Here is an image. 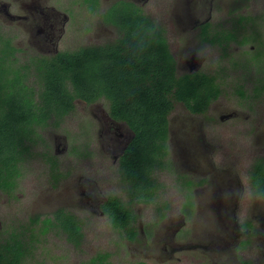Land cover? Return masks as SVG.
Here are the masks:
<instances>
[{"label":"flooded vegetation","instance_id":"flooded-vegetation-1","mask_svg":"<svg viewBox=\"0 0 264 264\" xmlns=\"http://www.w3.org/2000/svg\"><path fill=\"white\" fill-rule=\"evenodd\" d=\"M218 1L177 0L176 3L173 2L174 7L171 4H166L167 16L165 18H158L153 11L147 9V5L152 0H104V6L101 5V0H97L96 3L86 0L80 2L78 0H0V79L3 82L9 80L11 83L17 79L24 86L33 87L37 91L38 82L34 73H36L35 68L38 63L61 52H72L78 49V47L71 50L58 49L68 22L71 20L73 22L75 19L73 8L81 3L88 14H97L102 31L105 32L107 39L103 43L83 46L89 47L116 41L119 36L118 28L110 20V9L116 5L122 11L125 6L119 3L133 6V10H138V15L143 14L156 30H161L168 55L173 60V74L177 78L183 75H197L202 81L206 78L207 83L203 82L206 89L202 92L210 94L208 89L213 87L216 93L214 98L209 101L205 111L201 113L191 112L182 102H174L173 108L165 116V137L159 145L152 146L153 149H150L154 151L153 161L150 162L153 170L151 174L153 182L156 185L161 182L156 176L157 173H165V178L169 179L172 161L177 158L181 166L186 169V175H190L186 183L188 190H193L195 194L203 196L201 198L204 200L202 209L197 211L191 202L192 199L189 198L184 202L186 207L184 211L193 218L199 214V218L206 222V225L189 226L188 228L184 221L172 222L158 232L157 241L163 246V251L168 259H173L175 254L184 250H198L202 252L204 259L209 264H264V198L253 191L250 183L252 168L256 164L264 168V113L256 120L252 128H248L255 133L252 141L254 145L251 148L248 180L256 203L252 207L250 215L246 216L248 221L242 224L238 223L236 211L237 201L244 193L245 187L239 180L237 172H234V168L237 166L236 157L227 161L223 160L221 156L222 126H228L229 123L242 116V113L228 107L223 98L230 79L228 72L234 71L237 66L241 68L246 66L252 69L255 74L253 65L256 63H253L250 58L253 52L248 55L249 53L245 51L238 53V49L244 46L247 41L256 40L259 42L256 49L255 46H250V48L263 53L261 62L264 64V44L260 43L263 41L261 34L256 37L259 30L253 28L257 22L249 18L247 14L238 15V4L246 5L251 0H239L238 3L237 0L234 1L231 9L235 16L225 18L227 23L212 15V10L217 8ZM105 2L108 3L105 4ZM170 8L172 11L169 14ZM175 8H177L176 11ZM112 11L114 12L113 9ZM248 24L250 25L249 34L244 35L241 30L248 28ZM232 47L234 51H232ZM244 56L247 57L244 58ZM259 79V88L253 90L255 95H259V92L264 94V76ZM3 85L4 83H0V86ZM235 94L241 98L245 96L243 84L236 87ZM176 105L183 108L181 113L173 112ZM74 106L73 111L78 110L88 114L84 115L87 128H94L99 134V147L104 153L101 152L102 159L108 158L119 170L120 158L133 140L134 133L126 122L110 116L107 103L104 100L93 103L75 100ZM73 111L69 114H72ZM69 114L63 119L67 118ZM53 122L54 120L46 127L37 128L42 140H38L36 144L32 145L29 156L21 164L20 171L28 160L45 156L44 150H38V148L45 143L43 137L45 130L60 124V122L57 124ZM250 147L251 145L247 147V151ZM64 148H59L55 143L54 155L49 161V168L55 181H58L60 177L59 173L56 176L59 163L55 158L64 151ZM194 176L197 178L193 179ZM20 178L21 176L16 179L15 187H9L7 190L0 189V192L7 195L12 194ZM120 180L125 187L127 203L130 205L142 204L130 198L121 174ZM157 194L156 189L153 200ZM109 197L117 199L121 205L132 212L134 218L131 226L136 233L135 240L127 239L124 230L114 226L107 205ZM96 199L94 196H85L86 206L91 210L92 216L108 219L111 226L123 234L127 244L143 243V239L149 231L143 228L139 213L128 207L117 196H103L99 201ZM166 207L165 205V209L159 210L161 217L168 212ZM57 212L73 216L82 236L78 241L69 240L65 227L61 223L57 225H41L39 223L37 227L40 236H45L46 232L51 231L62 235L65 246L71 250L72 254H76L72 264L113 263L114 254L109 248H97L83 253L82 248L85 243L83 226L78 215L72 211L57 207L49 216L39 219L43 221L45 218H53V214ZM155 226V224L151 225V229H154ZM2 235L4 234L0 230V237ZM17 237L18 235L10 234L6 239H0V264H27L28 255L33 256L37 246L41 244V242H33L32 246V242L25 243ZM254 245L260 252V258L252 256ZM220 249L228 251L232 258L229 261L219 262L217 253ZM68 252L66 249L53 250L60 261L66 258ZM49 253L47 250L46 256L49 257ZM84 254L87 255L84 256ZM53 258L50 257L47 261L51 262ZM93 260H95L94 263H92ZM47 261L39 258L38 263H47ZM135 261L132 264H148L146 260ZM202 264H206V262H202Z\"/></svg>","mask_w":264,"mask_h":264},{"label":"rangeland","instance_id":"rangeland-1","mask_svg":"<svg viewBox=\"0 0 264 264\" xmlns=\"http://www.w3.org/2000/svg\"><path fill=\"white\" fill-rule=\"evenodd\" d=\"M176 1L152 0L147 5V9L153 11L158 18H165L167 16L166 4H171L174 7ZM234 1L236 0H219L217 8L212 10L213 17L227 23L225 18L235 16L231 9ZM107 3L105 2V4ZM101 5L104 6V0H101ZM237 9L238 15L247 14L249 18L257 22L253 28L259 30L258 34L256 32V37L261 34L263 41L260 43L264 44V0H251L246 5L240 3ZM169 10L170 14L172 9ZM73 11L75 19L73 22L72 20L68 22L65 34L58 44L59 50L77 49V47L94 43L101 44L107 39L97 14H88L81 3L73 8ZM249 29L250 25L248 24V28L241 31L247 35ZM257 43L259 42L256 40H250L238 49V53L245 51L250 55L253 52L250 58L253 63H256L253 65L256 75L249 67H235L234 71L228 72L230 79L223 95L228 107L242 113L240 118L229 123L228 126H222L221 134L222 159L228 161L232 157H236L237 166H235L234 172H237L239 180L245 187L244 193L237 201L236 216L239 224L248 221L246 216L250 215L252 207L256 203L248 180L251 148L254 145L252 141L255 133L248 128H252L256 120L264 113V94L259 92V95H255V91H253L259 88V78L264 76V64L261 62L263 53L255 50ZM250 46H255V51L251 50ZM232 51H234L233 47ZM246 57L244 56V58ZM239 60L241 59L239 58ZM241 84H243L245 93L242 98L235 94L236 87ZM182 111L183 108L177 105L173 110L178 113ZM84 115L88 114L78 110L73 111L58 126L47 128L43 135L45 143L38 148V150H44L45 156L35 157L23 164L21 178L12 194L7 195L0 192V230L4 234L0 239H6L10 234H13L14 236L18 235L17 239L25 243L32 242V246L33 242H41L37 246L35 254L28 255L27 264H72L76 254H72L71 250L65 246L62 235L51 231L46 232L45 236H40L37 227L39 223L32 222L36 217L42 219L49 216L54 209L59 207L78 215L83 226L85 242L82 248L83 253L97 248H109L114 254L112 258L114 264H132L135 260H146L148 264H202V262L209 264L204 259L202 252L198 250H184L175 254L173 259H168L163 251V246L157 241L158 232L172 222L184 221L186 228L206 225V222L199 218L197 212L198 215L193 218L184 211L186 209L184 202L189 198L192 199L191 202L197 211L202 209L204 200L201 198L203 196L195 194L193 190H188L186 183L190 175H186L187 171L181 166L180 161L177 158L172 161L169 179L165 178V173L156 174L161 182L157 184L158 194L152 202L146 205H130L127 203L125 187L120 180L119 170L108 158L102 159L104 153L99 147V134L96 129L87 128ZM55 143L59 148L65 147L64 151L55 158L59 163V169L56 172V176L60 174L58 181L52 178L49 168V161L54 155ZM249 145L251 147L247 151ZM196 178L194 176L193 179ZM96 190L97 192H95ZM85 196H94L97 198L96 201L101 200L103 196L119 197L128 207L140 214L139 218L143 223V228L150 234L146 233L141 244H127L123 234L114 229L108 219L92 216L91 210L86 206ZM165 205L168 212L161 217L159 210L165 209ZM153 224L156 226L151 229ZM57 249L68 250L66 258L60 261L58 255L53 253V250ZM47 250L50 252L49 257L46 256ZM86 255L84 254V256ZM217 255L219 262L229 261L232 258L231 254L224 249H220ZM252 256H260L255 245L252 249ZM50 257H54L51 262L47 261ZM39 258L47 263H38Z\"/></svg>","mask_w":264,"mask_h":264},{"label":"trees","instance_id":"trees-1","mask_svg":"<svg viewBox=\"0 0 264 264\" xmlns=\"http://www.w3.org/2000/svg\"><path fill=\"white\" fill-rule=\"evenodd\" d=\"M119 4L125 6L122 11L116 5L110 9L118 39L110 44L61 52L39 62L34 73L37 91L17 79L12 83L0 79L4 83L0 86V189L15 187L22 162L32 145L42 140L37 128L46 127L53 120L55 124L60 122L73 111L75 100H104L110 116L126 122L134 133L119 161L128 195L142 204L155 197L157 185L151 178L150 166L154 151L150 149L165 137V116L174 102L184 103L191 112H204L216 93L213 87L208 89L210 94L202 92L206 78H177L161 30H156L143 14L138 15L133 6ZM250 183L253 191L264 198L263 167L256 164L252 168ZM107 205L114 226L124 230L127 239L135 240L132 212L113 197H109ZM32 222L61 223L69 240L78 241L82 236L74 217L62 212L43 221L36 217Z\"/></svg>","mask_w":264,"mask_h":264}]
</instances>
